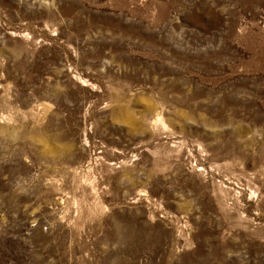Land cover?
<instances>
[{"label":"rangeland","instance_id":"374dc122","mask_svg":"<svg viewBox=\"0 0 264 264\" xmlns=\"http://www.w3.org/2000/svg\"><path fill=\"white\" fill-rule=\"evenodd\" d=\"M0 264H264V0H0Z\"/></svg>","mask_w":264,"mask_h":264}]
</instances>
